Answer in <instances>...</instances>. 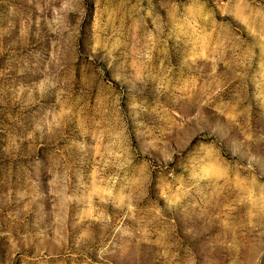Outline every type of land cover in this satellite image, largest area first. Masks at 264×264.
Returning a JSON list of instances; mask_svg holds the SVG:
<instances>
[{
  "label": "rangeland",
  "instance_id": "374dc122",
  "mask_svg": "<svg viewBox=\"0 0 264 264\" xmlns=\"http://www.w3.org/2000/svg\"><path fill=\"white\" fill-rule=\"evenodd\" d=\"M0 264H264V0H0Z\"/></svg>",
  "mask_w": 264,
  "mask_h": 264
}]
</instances>
